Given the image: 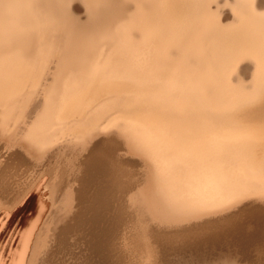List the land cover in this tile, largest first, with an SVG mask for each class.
<instances>
[{"label": "bare ground", "instance_id": "6f19581e", "mask_svg": "<svg viewBox=\"0 0 264 264\" xmlns=\"http://www.w3.org/2000/svg\"><path fill=\"white\" fill-rule=\"evenodd\" d=\"M146 7L151 10L153 6ZM252 7L247 0H189L160 6L152 35L146 42H139L117 28L119 15L113 16L111 28L102 33L98 13L88 0H5L0 6V40L5 51V76H11L14 82L11 95L15 99H9L6 93L4 107L0 108V140L17 149L9 157L29 168L54 173L52 160L63 154L77 162L80 153L67 148L91 143L83 162L86 187L72 196L83 203L91 175L103 161L102 153L114 159L115 150L124 147L136 159L133 164L148 171L149 188L143 199L160 223L208 224L231 215L247 202L235 206L228 203L231 193L221 183L226 163L217 146L208 140L209 125L201 117L239 93L245 71L250 72V84L257 81L259 64L250 57L259 56L264 33L260 21L247 15ZM177 43L187 50L189 58L199 55L200 59L178 64L170 77L172 83H155V58ZM29 47L39 50L32 59L26 56ZM70 60L80 66L83 74L73 77L75 83L62 110L53 108L49 118L38 121L34 117L29 124L33 95H44V89L39 87L41 75L47 72L51 77L44 81L49 90L53 84L63 87V73ZM95 61L103 67L97 76L89 78L86 74ZM57 73L61 76L57 77ZM117 75L122 79H113ZM211 89L215 96L207 95ZM130 92L137 93L135 103L130 102L132 96L126 95ZM177 108L188 112L178 120L165 118ZM120 119L134 120L136 125L127 136L113 138L105 129ZM142 127L155 133V142L144 149L134 147L136 131ZM177 136L182 145L172 152L166 142ZM101 138L103 143H99ZM149 154L160 161L159 171ZM54 179L47 189L57 190ZM12 189L0 180V193ZM5 195L10 194H0V198H11ZM30 202L31 197H27L12 212L3 204L0 246L12 239L15 218ZM189 207L207 210L189 212ZM259 214L264 220V212ZM52 218L50 207L38 203L12 241V256L9 260L0 257V264H49L44 261L48 248L43 238Z\"/></svg>", "mask_w": 264, "mask_h": 264}, {"label": "rangeland", "instance_id": "374dc122", "mask_svg": "<svg viewBox=\"0 0 264 264\" xmlns=\"http://www.w3.org/2000/svg\"><path fill=\"white\" fill-rule=\"evenodd\" d=\"M249 73H243L239 84H250ZM3 144L0 140V163L6 164L0 167V180L13 189L0 193L12 198H0V209L4 204L12 212L27 197L31 202L16 214L12 239L0 246L1 258L10 259L13 239L41 203L50 207L54 217L43 238L48 248L44 261L49 264H264V220L259 216L264 209L241 212L252 206L247 202L208 224L167 225L158 221L143 199L149 188L148 171L137 168L136 159L124 147L115 150L114 159L102 153L103 161L92 173L81 203L72 196L86 187L83 162L91 143L67 148L80 153L77 162L63 154L52 160L54 173L10 158L17 149ZM53 178L57 190L46 188Z\"/></svg>", "mask_w": 264, "mask_h": 264}, {"label": "snow or ice", "instance_id": "6c2138e0", "mask_svg": "<svg viewBox=\"0 0 264 264\" xmlns=\"http://www.w3.org/2000/svg\"><path fill=\"white\" fill-rule=\"evenodd\" d=\"M98 13V26L103 33L112 26V18L119 15L120 24L117 28L123 30L130 38L139 42H146L152 35L153 25L160 15V6H168L179 3H186L189 0H88ZM253 7L247 15L250 19L260 21L261 31L264 33V0H247ZM5 0H0V6ZM153 6L149 10L146 6ZM180 11V9H177ZM0 31H2V14H0ZM38 48L29 47L26 49V56L32 59L37 56ZM199 55L191 58L187 50L180 44H170L166 47L161 56L155 58V70L157 73L155 83L170 84V77L176 72V66L181 62L198 61ZM252 61L259 64V75L257 81L251 84L241 85L238 94L227 98L218 106L210 108L203 114L202 119L209 125L208 140L217 146L222 154L226 167L221 177V183L231 195L228 203L232 206L248 202L249 205L259 202L264 206V46L259 56L250 57ZM103 66L99 61L92 63L87 72L89 78L97 76ZM5 51L2 40H0V108L4 107L6 93L9 99H15L11 95L14 82L11 76H5ZM80 66L74 61L63 73V87L52 85L51 90L45 87V79L51 80L47 72L40 77V88L44 89V95L39 92L33 95L30 104L29 124L33 123L35 117L38 121L50 117L53 108L57 112L68 98V94L75 83L73 77L82 75ZM61 73H57L60 77ZM113 79L121 80L119 75ZM126 95L132 96L135 103L138 99L137 93L130 92ZM143 95V94H142ZM207 95L215 96L214 89L208 90ZM188 109L177 108L168 113L166 119L178 120L186 115ZM136 121L131 119L113 120L105 132L115 138L118 135H128L135 127ZM138 140L134 147L148 148L155 142V133L146 127L136 131ZM131 138V137H129ZM103 139L99 143H103ZM182 145L181 139L170 137L166 146L170 151L175 152ZM149 159L160 169V161L149 154ZM207 209L203 207H189V212H202Z\"/></svg>", "mask_w": 264, "mask_h": 264}, {"label": "water", "instance_id": "95a60500", "mask_svg": "<svg viewBox=\"0 0 264 264\" xmlns=\"http://www.w3.org/2000/svg\"><path fill=\"white\" fill-rule=\"evenodd\" d=\"M254 209H264V206H261L260 204H254V205L250 206L249 208L247 207L246 209L242 210L241 212L254 210Z\"/></svg>", "mask_w": 264, "mask_h": 264}]
</instances>
